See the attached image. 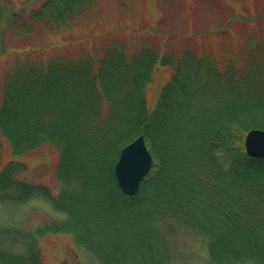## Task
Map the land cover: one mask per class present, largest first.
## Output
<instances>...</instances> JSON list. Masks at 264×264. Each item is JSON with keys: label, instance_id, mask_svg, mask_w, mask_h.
I'll return each instance as SVG.
<instances>
[{"label": "trees", "instance_id": "trees-1", "mask_svg": "<svg viewBox=\"0 0 264 264\" xmlns=\"http://www.w3.org/2000/svg\"><path fill=\"white\" fill-rule=\"evenodd\" d=\"M100 3L45 0L13 27L0 9V38L70 32ZM249 44L180 55L116 41L102 56L16 60L0 82V152L7 143L12 156L5 165L0 157V205L42 198L63 218L27 234L0 226V264H46L40 241L53 230L102 264H181L182 234L213 264H264V158L244 145L264 129V38ZM162 67L173 74L151 103ZM140 135L155 162L130 197L115 165ZM45 144L58 154V193L19 177L22 156Z\"/></svg>", "mask_w": 264, "mask_h": 264}, {"label": "rangeland", "instance_id": "rangeland-1", "mask_svg": "<svg viewBox=\"0 0 264 264\" xmlns=\"http://www.w3.org/2000/svg\"><path fill=\"white\" fill-rule=\"evenodd\" d=\"M44 1L0 0L2 25L13 27L22 22L31 9ZM254 37L264 38V0H101L100 6L92 9L70 32L37 31L25 39L0 38V82L16 60L102 56L106 46L116 41L130 50L139 49V44L146 40L164 53L178 51L181 55L193 51L221 55L248 47ZM7 48L11 53H4ZM172 74L168 67L158 68L153 73L148 87L151 103L160 96ZM9 150L6 143L0 152L4 165L12 159ZM21 159L27 170L20 178L28 183L48 185L58 193L55 149L45 144ZM61 218L63 214L42 198L25 204L0 205V226L12 227L24 234L46 224H56ZM52 232L40 241L46 264H102L94 254L77 245L71 233ZM178 237L179 263L189 260L187 264H213L195 236Z\"/></svg>", "mask_w": 264, "mask_h": 264}, {"label": "water", "instance_id": "water-1", "mask_svg": "<svg viewBox=\"0 0 264 264\" xmlns=\"http://www.w3.org/2000/svg\"><path fill=\"white\" fill-rule=\"evenodd\" d=\"M244 144L250 157L264 158V130H250ZM153 165L154 158L144 135L126 145L121 150L115 166V174L121 190L129 196H135L143 180L150 174Z\"/></svg>", "mask_w": 264, "mask_h": 264}]
</instances>
